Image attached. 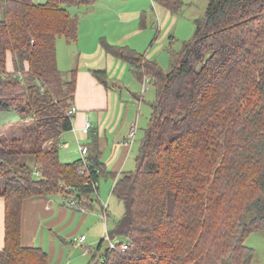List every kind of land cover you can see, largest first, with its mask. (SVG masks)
<instances>
[{
    "label": "trees",
    "instance_id": "16d2710c",
    "mask_svg": "<svg viewBox=\"0 0 264 264\" xmlns=\"http://www.w3.org/2000/svg\"><path fill=\"white\" fill-rule=\"evenodd\" d=\"M95 1L1 2L0 113L15 111L25 127L0 133V264H49L43 248L22 243L27 198L60 195L76 209H94L102 177L114 178L125 213L108 231L119 248L102 238L88 264H252L246 237L264 230V0H209L170 71L101 39L106 53L142 82L151 76L156 89L137 167L120 176L106 170L98 149L85 163L59 157L60 139L73 127L77 68L64 77L57 39L78 40L79 18L66 5ZM160 2L174 13L182 6ZM91 72L110 85L106 69Z\"/></svg>",
    "mask_w": 264,
    "mask_h": 264
},
{
    "label": "crops",
    "instance_id": "0c3cea01",
    "mask_svg": "<svg viewBox=\"0 0 264 264\" xmlns=\"http://www.w3.org/2000/svg\"><path fill=\"white\" fill-rule=\"evenodd\" d=\"M1 2L2 0H0V18ZM131 3L132 0H128L126 5ZM111 11V14L119 13ZM118 11L122 10L118 9ZM124 13L121 15L143 17L147 10L136 9L131 13L128 11ZM102 38L109 40V36L101 33L100 29L85 28L80 25L79 20L78 40L74 42L77 47L71 51L68 59V63L71 62L73 67L77 63L74 100L77 110L73 118L72 129L63 133L60 139L59 157L63 162L79 160L81 158L80 146L87 145L89 150L98 149L100 151L101 159L110 174L120 176L125 171H133L134 163L137 164L136 158L150 119L146 121L147 117H144L146 92L142 94L143 82L135 77L131 66L130 73L135 80L132 79L129 84L123 82L122 76L129 64L106 53L101 45ZM58 64L61 69L59 57ZM13 68L12 57L9 56L8 69L13 70ZM94 68L107 70L109 86L91 72ZM122 68L123 73L119 75L118 72ZM134 120L138 124L136 138L132 144H126L130 125ZM87 122L92 124L89 129L86 128ZM112 179L114 184V178ZM88 216L87 209L72 207L60 195H39L27 198L22 212V243L25 246L43 248L48 253L49 264H80L77 262L78 259L74 255L70 257L69 253H71V247L78 249L89 239L86 236L83 241L78 240L82 235H86L85 233L80 234V231L89 219ZM104 217L106 219L107 214ZM98 236L100 235L94 236L92 244L97 241ZM99 238L98 242L104 237ZM4 243L5 198L0 196V247H3ZM89 247V245L85 247L87 249L83 251V257L91 256ZM81 264H84V261Z\"/></svg>",
    "mask_w": 264,
    "mask_h": 264
},
{
    "label": "rangeland",
    "instance_id": "374dc122",
    "mask_svg": "<svg viewBox=\"0 0 264 264\" xmlns=\"http://www.w3.org/2000/svg\"><path fill=\"white\" fill-rule=\"evenodd\" d=\"M35 1L45 2L46 0ZM127 1L96 0L92 5H66V7L72 15L79 18L80 25L94 30L100 29L101 33L109 36L108 41L110 43L131 46L143 53L149 60L157 62L164 71H170L173 63L177 60L176 53L182 50L186 41L194 39L196 20L204 15L209 0H180L182 6L177 13L163 6L159 0H132L130 5H126ZM118 9L122 11H118ZM136 9L147 10V13L143 17L140 15L138 17L121 15L125 11L131 13ZM111 10L119 13L114 12V14H111ZM91 20L95 25H92ZM57 47L58 57L61 61L60 67L64 77L69 78L70 71L76 68L77 65L76 63L73 67L71 62L68 63L69 54L71 55V51L77 46L74 43L68 44L64 37H59ZM122 64L125 63L122 62ZM124 72L123 82L129 84L132 79L135 80L130 73V65H127ZM118 73L121 75L123 68ZM145 94L144 106L146 113L144 117H147L146 121H148L152 114L151 103L156 99V89L151 86ZM22 122L15 111L2 112L0 113V133L12 132L18 128L22 129L25 127V125H20L25 123ZM26 123L28 126L32 124V121ZM27 160L32 163L30 156L26 157ZM136 167L137 164L134 163L133 171ZM113 185L111 177L100 179L98 192L93 197L92 205L94 209L87 210L89 219L84 224L83 230L80 231V234L85 233L89 239L84 243L85 245L78 249L71 247L70 257L74 255L80 264L83 261L84 264H87L90 259V256L83 257L82 255L83 251L87 249L85 247L89 245V249L93 250L100 239L99 237L106 239L107 232L116 228L118 221L125 213L124 202L112 192ZM101 205H107L106 219ZM97 235L100 236L92 244L91 241ZM118 240H125V238L118 236ZM245 243L255 251L252 264H264V230L249 233Z\"/></svg>",
    "mask_w": 264,
    "mask_h": 264
},
{
    "label": "built area",
    "instance_id": "2783aa9c",
    "mask_svg": "<svg viewBox=\"0 0 264 264\" xmlns=\"http://www.w3.org/2000/svg\"><path fill=\"white\" fill-rule=\"evenodd\" d=\"M152 85H153V78L151 76H145V78L143 80V84H142V94L147 92ZM76 110L77 109H76L75 105L72 106V108H70V110H69V114H75ZM91 125H92L91 122H87L86 128L89 129L91 127ZM137 130H138V124H137V121L134 120L131 122L129 132H128L126 140H125L126 144H132L134 142V140L136 138ZM80 148H81V158L80 159H81V161H83L85 163L87 160V155L89 153V148L87 145H81ZM85 169H86L85 164H83V166H81L79 168V172L83 173V172H85ZM36 174L39 175L40 172L37 171ZM96 186H97V183H94V187H96ZM70 204L74 205L75 201L70 200ZM103 207H104L105 211H107V205H105V206L103 205ZM85 238H86V235H82L78 240L83 241ZM106 240L108 242L110 250L119 248L118 247L119 242L111 239L108 232L106 235ZM128 246H129L128 242H122L121 249L124 250Z\"/></svg>",
    "mask_w": 264,
    "mask_h": 264
}]
</instances>
